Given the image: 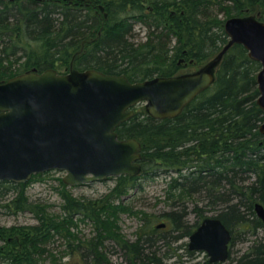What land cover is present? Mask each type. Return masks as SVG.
I'll list each match as a JSON object with an SVG mask.
<instances>
[{
    "label": "trees",
    "instance_id": "trees-1",
    "mask_svg": "<svg viewBox=\"0 0 264 264\" xmlns=\"http://www.w3.org/2000/svg\"><path fill=\"white\" fill-rule=\"evenodd\" d=\"M72 1L0 0V82L48 68L61 73L96 69L123 74L132 82L171 76L183 62L202 65L218 53L228 39L225 19L255 15L264 21V0ZM259 69L245 47L234 43L223 55L214 82L178 115L156 119L142 108L119 123L114 129L118 138H135L141 145V173L108 177L113 185L97 197L76 198L59 179L60 212L51 213L48 204L26 195L28 183L47 172L26 182L0 181V209L30 212L37 219L19 229L1 230L2 241L6 239L0 264L55 262L46 245L56 235L64 240L67 254L77 255V264H215L205 253L196 259L199 251L183 241L208 212H215L210 216H217L231 233L228 258L216 264H264V227L254 212L255 202L264 205ZM157 176L166 179L164 194L173 208L154 215L138 212L142 222L133 239L108 232L106 223L118 225L121 213L138 215L121 197L142 189L140 177ZM186 199L192 201L193 221L187 219ZM74 215L90 221L97 236L83 243L70 231L77 225ZM160 223L164 226L158 227ZM103 238L118 247L120 261L113 263L101 249ZM238 241L249 243L232 256Z\"/></svg>",
    "mask_w": 264,
    "mask_h": 264
},
{
    "label": "water",
    "instance_id": "water-1",
    "mask_svg": "<svg viewBox=\"0 0 264 264\" xmlns=\"http://www.w3.org/2000/svg\"><path fill=\"white\" fill-rule=\"evenodd\" d=\"M97 8L106 17L103 6ZM223 28L226 43L188 73L132 82L123 74L96 69L59 73L48 68L0 82V181L26 182L33 174L59 170L65 172L63 183L74 186L140 174L139 141L118 138L115 127L141 102L153 118L178 115L214 82L223 55L234 43L242 44L248 56L260 63L256 101L264 109V21L253 15L232 16ZM259 131L264 133V121ZM254 212L264 227V205L255 202ZM230 240L223 222L208 216L188 236L187 247L203 251L210 263H223Z\"/></svg>",
    "mask_w": 264,
    "mask_h": 264
},
{
    "label": "rangeland",
    "instance_id": "rangeland-1",
    "mask_svg": "<svg viewBox=\"0 0 264 264\" xmlns=\"http://www.w3.org/2000/svg\"><path fill=\"white\" fill-rule=\"evenodd\" d=\"M139 34L142 35L143 32H139ZM187 62L182 63V67L180 68L179 73H188L195 71L204 64L203 63L202 65H188ZM142 108L144 109L143 102L134 106L133 110L135 112ZM64 174V171L50 170L47 171V173L34 177L35 180L29 182L26 187V195L29 200L33 202L46 203L48 204L47 210L49 212L59 213L60 204L62 202L59 193V189L61 188V183L59 179L62 180ZM165 180L166 179H164L162 176H157L154 178L140 177L138 179V182L140 183L142 189H132L127 195L122 196L121 200L124 204L128 205L133 212L137 213L142 211V213L144 214L154 215L163 211L170 210L173 208V206L170 205L172 202L169 199L167 200L165 198ZM112 185L113 180L107 177L100 181H93L74 186L66 185V188L76 198H80L83 196L97 197L102 193L108 191L109 187H111ZM6 196L7 197L5 199L10 197V195ZM185 204L187 205L188 209L187 219L189 221H193L194 214L189 212L192 206V201L187 200ZM214 213L215 212H208L207 214L210 216ZM140 215L141 214L139 213L138 215L121 213L119 215L118 221H116V224L118 225H110V223H106L108 226V232L116 230L119 232L120 235L133 239L135 230L142 222V220L140 219ZM79 219V216H73L72 220L73 222L77 223V225L76 227H71L70 231L75 233V235H77L79 239L83 241V243H85L87 240L95 238L97 236V233L94 231L93 224L90 221H81ZM57 221L61 222L62 219L58 218ZM36 222L37 219L30 212H19L12 214L5 212V210L3 209H0V233L2 232L1 230L3 228L9 226H13L15 229H19L21 226L35 224ZM259 233L260 235H263L262 231H260ZM2 239L3 236L0 234V246L3 245V241L6 238L3 241ZM54 239L55 240L53 242H50L46 245V248L54 253L56 261L53 262V260L49 258L43 261L42 264H77V256H69V254H67L68 247L65 246L64 240L60 238L59 235H56ZM249 239H251V237H249ZM183 241L187 242L188 238H184ZM248 243V241H238L234 245V252H232L231 255L234 256L238 254L239 252L237 251L243 250L248 245ZM101 249L106 250L113 263H116L121 260L118 247L110 239L103 238ZM196 255V259H200L203 257L204 252L199 251ZM183 259H187L185 255H183Z\"/></svg>",
    "mask_w": 264,
    "mask_h": 264
},
{
    "label": "flooded vegetation",
    "instance_id": "flooded-vegetation-1",
    "mask_svg": "<svg viewBox=\"0 0 264 264\" xmlns=\"http://www.w3.org/2000/svg\"><path fill=\"white\" fill-rule=\"evenodd\" d=\"M132 115H133V114H132ZM71 255H73V256H74L75 254H74V253H69V256H71ZM75 256H77V255H75Z\"/></svg>",
    "mask_w": 264,
    "mask_h": 264
},
{
    "label": "bare ground",
    "instance_id": "bare-ground-1",
    "mask_svg": "<svg viewBox=\"0 0 264 264\" xmlns=\"http://www.w3.org/2000/svg\"><path fill=\"white\" fill-rule=\"evenodd\" d=\"M68 3H69V1H68ZM186 106V105H185Z\"/></svg>",
    "mask_w": 264,
    "mask_h": 264
}]
</instances>
